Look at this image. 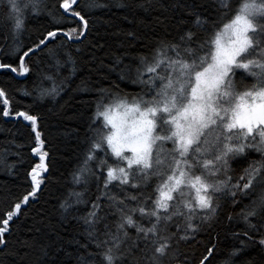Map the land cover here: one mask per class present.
I'll return each mask as SVG.
<instances>
[{
	"label": "snow or ice",
	"instance_id": "1",
	"mask_svg": "<svg viewBox=\"0 0 264 264\" xmlns=\"http://www.w3.org/2000/svg\"><path fill=\"white\" fill-rule=\"evenodd\" d=\"M40 2L0 0L8 8L6 19L14 40L24 28L22 12L30 6L32 16L41 15ZM58 7L63 12L54 23L67 21L69 26L46 29L26 48L17 44L13 51L18 65L0 62V69L27 75L31 69L26 58L31 60L38 53L59 65L67 42L86 38L89 21L78 11V0H59ZM177 7L191 23L177 40L160 41L150 59L138 57L134 76L129 65L120 67V57L107 66L109 73L119 69V79L141 86V92L121 95L113 88H94L87 80L78 86V91L94 94L95 109L87 123L83 161L73 173V183L88 184L85 177H95L99 194L88 201L83 192L72 190L59 205L61 219L57 223L62 233L57 225H47L49 233L68 247L19 241L26 254H36L33 264H179L180 243L194 240L197 232L218 222L221 201L235 205L240 202L237 197H250L257 185L261 195L245 205L241 213L245 228L233 235L252 240L251 233L258 232V243L264 247V0H242L235 10L226 0H216L211 6L199 0H180ZM216 12L232 15L221 26L212 20ZM238 73L251 76L254 83L245 84L243 76L238 82ZM67 79L60 84L65 85ZM62 90L54 82L51 89H39L35 99H55ZM22 95L32 93L23 91ZM0 100V116L26 122L30 150L38 158L28 172L30 190L0 216V254L18 256L19 251L9 247L11 225L22 215V207L36 198L46 179L49 151L39 117L27 110L13 113L2 88ZM249 150L260 153V159L243 167L234 180L232 164L247 161ZM153 177L158 178L157 183L149 192ZM128 189L139 191L134 194ZM81 204H90L83 214L77 207ZM137 214L141 220L148 219L150 226L134 219ZM174 218L177 230L172 233L168 225ZM226 219L234 221L231 214ZM194 220L200 223L194 225ZM73 221L79 226L75 233ZM129 229H134L135 235ZM149 248L150 255H140ZM213 248L207 249L200 264H210ZM0 264L4 262L0 260Z\"/></svg>",
	"mask_w": 264,
	"mask_h": 264
},
{
	"label": "trees",
	"instance_id": "2",
	"mask_svg": "<svg viewBox=\"0 0 264 264\" xmlns=\"http://www.w3.org/2000/svg\"><path fill=\"white\" fill-rule=\"evenodd\" d=\"M78 2L80 5L78 11H81L89 21V31L86 38L80 42H67V46L60 52L59 65L46 54L38 53L31 60H26L31 70L21 79L8 71H0V88L7 93L11 111L15 113L19 110H27L39 117V127L47 140L46 148L49 151L47 160L49 172L44 174L46 179L37 191L36 198L22 209V215L11 225L9 247L16 249L20 254L18 256L0 254V260L4 264H33L36 254H26L21 248L19 241L24 239L34 241L38 246L60 243L68 247L64 240H59L56 235L49 233L47 225L49 223L57 225V231L62 233L57 223L61 219L59 205L72 190L83 192V199L88 201L95 200L99 194L95 177L86 176L85 178L89 180L88 184L73 183V173L83 161L85 148L83 137L87 123L95 109L92 103L94 94L77 90L81 82L87 80L94 88H113L121 95L139 93L141 86L131 83L130 80L119 79V69L116 72H108L107 66L112 63L113 58H122L123 64L120 67L129 65L130 75L134 76L139 66L138 57L148 56L150 59L152 49L160 41L177 40L187 28L191 27L183 9L177 7L180 0H78ZM199 2L211 6L216 0H199ZM226 2L235 10L242 0H226ZM58 5L59 0H41L39 7L42 14L35 17L32 16V9L29 6L23 31L18 39L14 40L10 34L11 26L6 19L8 8L5 3H0V62L18 65L13 51L17 44L26 48L36 42L46 29L57 26L68 27L67 21L54 23L63 12ZM201 11L204 12V9ZM209 14L205 12V15ZM182 15L183 20H181ZM231 15V12H216L212 20L216 25L222 26L229 21ZM130 33L132 35H129ZM62 39L67 40L64 37ZM73 68H75L74 72ZM46 76L52 79H46ZM241 76L245 84L254 83V79L244 73H238L236 78L238 82ZM65 78H68L66 84L61 85L60 82ZM54 82L63 88L55 99L50 96L43 100L35 99L39 89H51ZM117 84L118 89L115 88ZM23 91L32 95H22ZM2 107L0 100V109ZM31 145L30 129L22 118L11 119L0 116V216H4L14 203L30 190L28 172L35 163H38V158L31 153ZM166 147L170 148L171 144ZM98 156L102 157L103 153H98ZM259 159L260 153L249 150L247 161L233 162L232 167L235 169L232 172L233 179L242 174L243 167L248 163ZM109 162H112L111 157ZM95 163V161L91 162L93 171H96ZM157 179V177L152 178L147 191H152ZM113 191L123 197V193L118 188H114ZM128 191L135 194L139 190L128 189ZM259 195H261V186L257 185L250 197H237L240 202L235 205L221 201L218 222L197 232L194 240L180 243L179 264H200L207 249L213 246V253L209 258L210 264H264V247L258 243L260 239L258 232L251 233L252 240L247 236L237 238L233 235V232H241L245 228L241 215L245 205ZM128 203L135 204L134 201ZM77 207L79 214H83L90 204H81ZM228 214L234 218L232 223L226 219ZM109 219L115 220L116 217ZM134 219L141 220L139 214ZM141 222L145 227L150 226L146 218ZM199 223V220L193 221L194 225ZM176 230L174 218L169 222L168 231L174 233ZM78 231L79 226L73 221V232ZM129 232L135 235L134 229H129ZM241 240L244 241L243 244ZM141 247L143 248V244ZM72 250L69 247V251ZM150 254V248L140 253V255ZM96 259L98 262L99 257ZM173 264L177 262L173 261Z\"/></svg>",
	"mask_w": 264,
	"mask_h": 264
},
{
	"label": "water",
	"instance_id": "3",
	"mask_svg": "<svg viewBox=\"0 0 264 264\" xmlns=\"http://www.w3.org/2000/svg\"><path fill=\"white\" fill-rule=\"evenodd\" d=\"M64 38H66V37H64ZM67 39V38H66ZM84 38H81V40H83ZM81 40H79V41H69V42H71V43H78V42H80ZM26 60H27V58H26ZM0 71H8V72H10L12 75H14L16 78H18V79H21V78H23L24 77V75L23 76H20V75H17V74H15V73H12L10 70H3V69H0ZM26 206H23L22 207V209L23 208H25Z\"/></svg>",
	"mask_w": 264,
	"mask_h": 264
},
{
	"label": "rangeland",
	"instance_id": "4",
	"mask_svg": "<svg viewBox=\"0 0 264 264\" xmlns=\"http://www.w3.org/2000/svg\"><path fill=\"white\" fill-rule=\"evenodd\" d=\"M40 8H41V7H40ZM26 14H27V9L24 10V11L22 12V14H21V18L24 19V24H25V17H26ZM68 43H69V41H68ZM70 43H71V42H70Z\"/></svg>",
	"mask_w": 264,
	"mask_h": 264
}]
</instances>
